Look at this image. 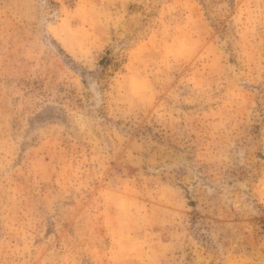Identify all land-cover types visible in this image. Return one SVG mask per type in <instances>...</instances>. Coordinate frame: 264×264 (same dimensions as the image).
<instances>
[{
    "label": "clouds",
    "instance_id": "obj_1",
    "mask_svg": "<svg viewBox=\"0 0 264 264\" xmlns=\"http://www.w3.org/2000/svg\"><path fill=\"white\" fill-rule=\"evenodd\" d=\"M0 264H264V0H0Z\"/></svg>",
    "mask_w": 264,
    "mask_h": 264
}]
</instances>
